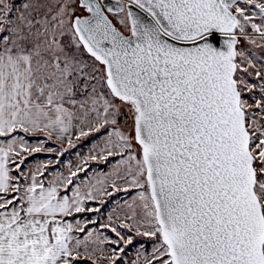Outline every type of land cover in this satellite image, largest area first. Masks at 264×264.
<instances>
[{
    "label": "snow or ice",
    "instance_id": "6c2138e0",
    "mask_svg": "<svg viewBox=\"0 0 264 264\" xmlns=\"http://www.w3.org/2000/svg\"><path fill=\"white\" fill-rule=\"evenodd\" d=\"M0 264H264V0H0Z\"/></svg>",
    "mask_w": 264,
    "mask_h": 264
},
{
    "label": "rangeland",
    "instance_id": "374dc122",
    "mask_svg": "<svg viewBox=\"0 0 264 264\" xmlns=\"http://www.w3.org/2000/svg\"><path fill=\"white\" fill-rule=\"evenodd\" d=\"M15 3L19 4L20 0H15ZM95 139H96V137L81 138V140L78 143H76V141L74 140V143H76V147L68 149V151L74 150L76 152V156H74V158H73L74 159V162L72 164L73 166L78 163V160L81 157L86 156L88 154L89 149L91 148L92 143H93V141ZM66 148H67V146H66ZM77 154H79V156ZM35 157H41V156H40V154H36L34 156H30L29 159H28V161H31L29 166H34L35 164H37V163L42 161V160H36ZM52 158H54V157H52ZM52 158H50V159H52ZM57 159H59V161H60V158H57ZM89 163H90V166H91V172L107 171V169H108V166L104 165V164H100V163L93 162V161H89ZM52 167L53 166H50V168H52ZM54 172H57V171H54ZM60 172H62V171H60ZM91 172L89 174H91ZM83 175L84 174L81 173V177H83ZM125 198H128V197H126L123 193H121L119 196L114 197L111 201H109V204L106 205L105 208H104L103 220H106L107 212L111 208L112 203L115 200H122V199H125ZM140 242L141 241H139V239H138L137 243H140ZM135 250H136V245H133L131 248L128 249V258H129V260L135 258Z\"/></svg>",
    "mask_w": 264,
    "mask_h": 264
},
{
    "label": "crops",
    "instance_id": "0c3cea01",
    "mask_svg": "<svg viewBox=\"0 0 264 264\" xmlns=\"http://www.w3.org/2000/svg\"><path fill=\"white\" fill-rule=\"evenodd\" d=\"M29 139L33 140V142H34V138L30 137ZM50 146H59V147L66 148L67 144L60 145L59 142H54ZM39 154H40L41 157H35L36 160L44 161V160L50 159L52 157H54V158H52V160H55V159L58 158L55 153H51V154L39 153ZM74 156H76V152L74 150L67 151L62 157H59L60 158L59 164L53 166L52 168H50V170L52 172H54V171H62V172L66 173L67 165L69 164V162L71 164H73V162H74V159H73ZM30 163H31V161H27L25 167L26 168L29 167Z\"/></svg>",
    "mask_w": 264,
    "mask_h": 264
}]
</instances>
